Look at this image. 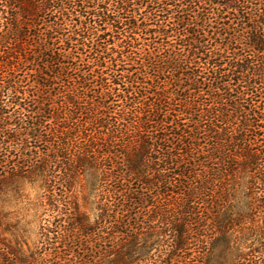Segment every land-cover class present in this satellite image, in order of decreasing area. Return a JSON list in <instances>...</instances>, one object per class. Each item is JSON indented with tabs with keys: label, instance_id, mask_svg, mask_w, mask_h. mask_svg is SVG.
Returning <instances> with one entry per match:
<instances>
[{
	"label": "trees",
	"instance_id": "1",
	"mask_svg": "<svg viewBox=\"0 0 264 264\" xmlns=\"http://www.w3.org/2000/svg\"><path fill=\"white\" fill-rule=\"evenodd\" d=\"M77 140L72 168L118 186L93 224L75 209L43 234L74 264L140 262L149 193L170 197L168 261L205 264L210 241L216 264H264V0H0L1 203L69 182L56 150ZM1 216L0 264H58Z\"/></svg>",
	"mask_w": 264,
	"mask_h": 264
},
{
	"label": "rangeland",
	"instance_id": "2",
	"mask_svg": "<svg viewBox=\"0 0 264 264\" xmlns=\"http://www.w3.org/2000/svg\"><path fill=\"white\" fill-rule=\"evenodd\" d=\"M81 143V140L75 141L73 144L74 148H70L67 153L58 147L56 150L57 156L66 158L58 162L55 175L59 178L64 177V174H66L65 168L73 172V174L75 172V176L69 182L60 179L63 186L53 190V192H47L39 188L37 184L26 186L23 196L15 197L10 194L3 199L6 203H1L0 201L1 217H3L5 222V226L1 227L2 238L11 247H18L26 255L34 252L37 254L42 252V254H46L45 256L51 255L50 257H55V261L58 264H74L76 262L73 250L69 249L71 244H68L69 246L66 248V243H63L60 237L51 244L44 240L43 234L46 233V230L66 234V229L69 230L72 226L69 224V220L66 223H62L60 219L64 215L69 218L75 209L90 216L93 224L97 217L100 216L104 206L110 203L111 196L108 195V189L111 190L118 186L113 182L112 177L103 178L100 173L97 176L87 166L76 170L72 168L73 160L75 162V156L77 152H80L83 145ZM103 149L106 150V148ZM117 162L120 161L118 160ZM114 167L117 168V164H114ZM147 197L148 200L155 202V206L147 207L145 213L142 212V214L140 213L137 216L139 220L138 233L143 234L145 237L147 236L144 240L139 241L141 243L139 246L145 248L143 253L145 252L147 255L141 257V261L137 264H193L190 262L192 257L190 260L185 259L184 256L178 259L171 257L173 260L168 261L170 254L167 257L165 256V253L168 252L167 250H170L169 247L172 244V240L168 239L169 247H167L166 236H170L171 233H167L168 225L162 220V213L164 214L166 207H170L168 202L170 197H166V200L164 197H156L157 201H155V196H151L150 193L147 194ZM66 218H63V220H66ZM107 234L108 232L106 231L102 235L107 238ZM233 237L238 238L239 235L236 233ZM208 243L211 244L210 241ZM98 244L101 243L100 239L97 238L91 242L90 246L92 245L95 249V247H99ZM210 244L205 249L203 248L204 246L199 247L205 250L204 257H206L205 260L208 259L205 264H216L218 258H220L221 251L219 249L221 245L216 246L215 250L211 252ZM194 248L193 246L192 249L194 250ZM201 248L199 250L200 253L202 251ZM177 255L180 256L182 254ZM192 255L193 257L195 256L194 253Z\"/></svg>",
	"mask_w": 264,
	"mask_h": 264
}]
</instances>
